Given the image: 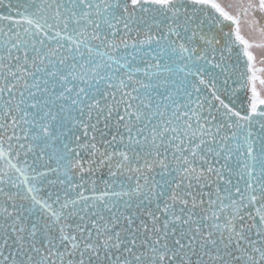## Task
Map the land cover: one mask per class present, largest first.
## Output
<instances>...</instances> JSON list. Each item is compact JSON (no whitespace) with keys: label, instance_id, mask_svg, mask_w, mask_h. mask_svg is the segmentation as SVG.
I'll list each match as a JSON object with an SVG mask.
<instances>
[{"label":"snow or ice","instance_id":"6c2138e0","mask_svg":"<svg viewBox=\"0 0 264 264\" xmlns=\"http://www.w3.org/2000/svg\"><path fill=\"white\" fill-rule=\"evenodd\" d=\"M264 0H0V264H264Z\"/></svg>","mask_w":264,"mask_h":264},{"label":"flooded vegetation","instance_id":"af4514ba","mask_svg":"<svg viewBox=\"0 0 264 264\" xmlns=\"http://www.w3.org/2000/svg\"><path fill=\"white\" fill-rule=\"evenodd\" d=\"M261 23H264V21H261Z\"/></svg>","mask_w":264,"mask_h":264}]
</instances>
